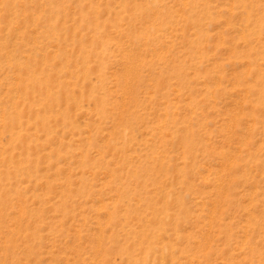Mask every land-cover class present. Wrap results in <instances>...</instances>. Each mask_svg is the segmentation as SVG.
Instances as JSON below:
<instances>
[{
	"label": "rangeland",
	"instance_id": "374dc122",
	"mask_svg": "<svg viewBox=\"0 0 264 264\" xmlns=\"http://www.w3.org/2000/svg\"><path fill=\"white\" fill-rule=\"evenodd\" d=\"M0 264H264V0H0Z\"/></svg>",
	"mask_w": 264,
	"mask_h": 264
}]
</instances>
